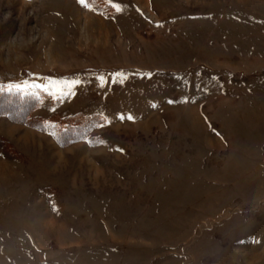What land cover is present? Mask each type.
Listing matches in <instances>:
<instances>
[{
	"label": "rangeland",
	"instance_id": "rangeland-1",
	"mask_svg": "<svg viewBox=\"0 0 264 264\" xmlns=\"http://www.w3.org/2000/svg\"><path fill=\"white\" fill-rule=\"evenodd\" d=\"M143 1L0 0V83L101 121L0 116V264H264V0Z\"/></svg>",
	"mask_w": 264,
	"mask_h": 264
},
{
	"label": "trees",
	"instance_id": "trees-1",
	"mask_svg": "<svg viewBox=\"0 0 264 264\" xmlns=\"http://www.w3.org/2000/svg\"><path fill=\"white\" fill-rule=\"evenodd\" d=\"M86 1L96 11L105 15L112 10V5L106 0ZM42 93L8 89L6 85L0 83V116H5L13 122L50 132L55 140L63 146L85 138L88 139L93 128L101 123L98 115H86L81 112L66 116L52 115L49 119L35 116V111L41 107L42 100L45 98Z\"/></svg>",
	"mask_w": 264,
	"mask_h": 264
},
{
	"label": "crops",
	"instance_id": "crops-1",
	"mask_svg": "<svg viewBox=\"0 0 264 264\" xmlns=\"http://www.w3.org/2000/svg\"><path fill=\"white\" fill-rule=\"evenodd\" d=\"M141 0H139V2H140ZM144 3H143V6H145V7H150V9L152 10V5H151V0H145V1H143ZM140 4V3H139ZM139 4H137V6H139L140 8H142L143 9V6L141 7ZM144 7V8H145ZM144 10V9H143ZM102 16V15H101ZM154 16H155V14H154ZM190 18H191V16H190ZM152 23H153V21H151ZM156 25H159V24H157L156 23ZM199 115H200V113H199ZM203 117V118H202ZM200 118H202V120L204 121L205 120V123H206V128H209L208 126H209V124H208V121H207V119H205V116H203V115H200Z\"/></svg>",
	"mask_w": 264,
	"mask_h": 264
},
{
	"label": "snow or ice",
	"instance_id": "snow-or-ice-1",
	"mask_svg": "<svg viewBox=\"0 0 264 264\" xmlns=\"http://www.w3.org/2000/svg\"><path fill=\"white\" fill-rule=\"evenodd\" d=\"M85 2V0H81V3H84Z\"/></svg>",
	"mask_w": 264,
	"mask_h": 264
}]
</instances>
